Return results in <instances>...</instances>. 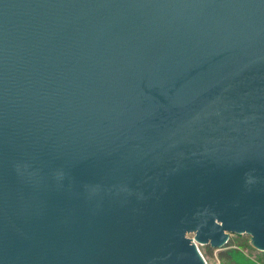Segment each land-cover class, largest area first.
<instances>
[{
	"label": "water",
	"instance_id": "1",
	"mask_svg": "<svg viewBox=\"0 0 264 264\" xmlns=\"http://www.w3.org/2000/svg\"><path fill=\"white\" fill-rule=\"evenodd\" d=\"M264 250V0H0V264H206Z\"/></svg>",
	"mask_w": 264,
	"mask_h": 264
},
{
	"label": "rangeland",
	"instance_id": "2",
	"mask_svg": "<svg viewBox=\"0 0 264 264\" xmlns=\"http://www.w3.org/2000/svg\"><path fill=\"white\" fill-rule=\"evenodd\" d=\"M195 232L188 233V237L196 244V247L202 255L206 264H264V250L256 248L251 243V235L229 234L231 245L214 249L211 256L205 254L206 244L199 242L195 237ZM233 249L230 259H222L218 256V251H228Z\"/></svg>",
	"mask_w": 264,
	"mask_h": 264
},
{
	"label": "trees",
	"instance_id": "3",
	"mask_svg": "<svg viewBox=\"0 0 264 264\" xmlns=\"http://www.w3.org/2000/svg\"><path fill=\"white\" fill-rule=\"evenodd\" d=\"M231 245V240L229 239L228 242L223 246V247H226V246H229ZM215 248L211 247L209 244H207L206 246V250H205V254L207 256H211L213 254V250ZM232 253H233V249L230 248L227 252L226 251H223V249H221L220 251H218V256L219 258H224V259H230L231 256H232Z\"/></svg>",
	"mask_w": 264,
	"mask_h": 264
}]
</instances>
